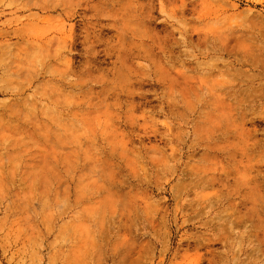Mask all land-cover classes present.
<instances>
[{
	"label": "rangeland",
	"instance_id": "374dc122",
	"mask_svg": "<svg viewBox=\"0 0 264 264\" xmlns=\"http://www.w3.org/2000/svg\"><path fill=\"white\" fill-rule=\"evenodd\" d=\"M0 264H264V0H0Z\"/></svg>",
	"mask_w": 264,
	"mask_h": 264
}]
</instances>
